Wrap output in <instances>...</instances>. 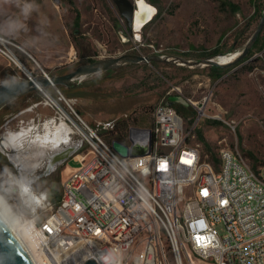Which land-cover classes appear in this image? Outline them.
Segmentation results:
<instances>
[{"label": "rangeland", "instance_id": "1", "mask_svg": "<svg viewBox=\"0 0 264 264\" xmlns=\"http://www.w3.org/2000/svg\"><path fill=\"white\" fill-rule=\"evenodd\" d=\"M146 1L156 13L146 25H136L133 34L114 0H34L38 8L24 21L26 30L4 37L19 46L14 50L32 75H43V70L52 75L126 53L192 60L230 56L246 46L264 13V0ZM18 11L9 8L12 15ZM237 56L216 59L225 64ZM245 57L248 59L243 60ZM245 57L224 67L226 71L218 78H212V65L124 64L83 78L76 93L65 94L74 100L71 106L61 101L71 118L81 123L78 115L99 133H105L102 136L107 140L111 134L105 122L128 115L132 125L151 127L156 105L167 101L184 111L180 114L185 119L188 145L198 147L201 154L217 156L223 148H231L252 166H260L264 164V28ZM21 79H27L25 72L0 55V85ZM74 82L78 84V80ZM44 90L60 99L54 86ZM32 92L0 110V140L13 132L27 131L21 148L0 147V168L28 162L24 157L28 142L37 133H45L46 124L59 115L44 92ZM55 125L50 128L52 131ZM69 136V143L58 148L49 144L32 163L35 168L31 165L22 169L32 178L34 191L46 192L49 198L62 193L67 165L46 174L43 158L65 145L75 149L72 157L83 151L81 137L75 132ZM15 154H22L21 161L13 159ZM68 164L75 167L79 162L71 158ZM7 198L26 229L29 225L23 221L33 218L40 222L50 212L47 205H31L17 188H12Z\"/></svg>", "mask_w": 264, "mask_h": 264}, {"label": "built area", "instance_id": "2", "mask_svg": "<svg viewBox=\"0 0 264 264\" xmlns=\"http://www.w3.org/2000/svg\"><path fill=\"white\" fill-rule=\"evenodd\" d=\"M14 47L0 37V55L17 65ZM54 87L60 101L39 90L57 109L62 101L71 106L74 100ZM77 117L79 165L66 166L58 201L33 189L46 195L48 215L21 219L43 263L103 264L111 251L119 264H264V164L255 168L231 148L218 162L203 158L167 101L156 105L151 127H130L128 146L152 135L150 153L139 156L123 157ZM117 120L105 122L107 129Z\"/></svg>", "mask_w": 264, "mask_h": 264}, {"label": "water", "instance_id": "3", "mask_svg": "<svg viewBox=\"0 0 264 264\" xmlns=\"http://www.w3.org/2000/svg\"><path fill=\"white\" fill-rule=\"evenodd\" d=\"M121 16L126 20V26L131 34L135 33V12L137 7V0H114ZM264 28V13L260 24L252 37L247 42L246 46L239 53L237 58L229 63L222 64L216 60L217 55L204 58L202 60H192L180 56L163 55V54H148L143 55L139 53H126L120 56L108 57L92 62L80 64L74 70L67 73L52 74V75H37L34 76L31 72H26L27 79L11 81L9 83L0 85V110L8 103L14 101L18 97L28 94L35 89H47L49 86L72 87L76 84L74 81L78 80V84L82 79L88 75L107 71L117 68L124 64L140 63V62H164L170 64H177L182 66L196 67L202 65H217L226 67L232 63L239 61L241 58L249 54L251 48L255 44L259 35ZM171 104V103H170ZM113 148L123 157H133L148 154L152 148V135L144 138H137L133 141L132 146L126 143L113 140ZM71 148L68 152H71ZM61 152L58 156H60ZM0 264H34L27 251L22 246L21 242L12 232L10 227H0ZM84 264H98L93 258L87 260Z\"/></svg>", "mask_w": 264, "mask_h": 264}, {"label": "bare ground", "instance_id": "4", "mask_svg": "<svg viewBox=\"0 0 264 264\" xmlns=\"http://www.w3.org/2000/svg\"><path fill=\"white\" fill-rule=\"evenodd\" d=\"M156 13L155 8L146 0H137V7L135 12V25H146L150 22ZM239 53L233 52L230 56H237ZM229 55H218V57L230 58ZM217 60V59H216ZM25 73L29 72L28 68L22 64V62H18L17 64ZM59 115H56L52 120H50L47 124V131L43 134L37 133L34 135L32 139L27 144V150L25 157V167L29 169V166L32 165L37 159L42 156V152L44 149L49 147V144L54 145L58 148L59 145L64 143H69L70 136L69 134L72 132L77 133L75 127V121L69 116L68 112L64 109L62 105L58 103V112ZM57 126L54 131L50 129L52 125ZM26 130L17 133H10L9 136H5L0 140V147L7 148L10 145H16L17 148L21 146V142L23 137L26 135ZM70 147V146H69ZM21 148V147H20ZM72 149V147H71ZM22 150V149H21ZM58 150V149H57ZM22 154H15L13 159L17 162V160L21 161ZM12 158V157H11ZM18 164V163H17ZM15 213V211H14ZM12 223L9 225L12 232L21 242L24 249L27 251L28 255L32 259L34 264H45L43 263V254L40 250V247L37 246L36 240L33 238L30 227L28 229L24 225L20 223V217L17 213H15L14 217L11 218ZM27 224V223H24Z\"/></svg>", "mask_w": 264, "mask_h": 264}, {"label": "clouds", "instance_id": "5", "mask_svg": "<svg viewBox=\"0 0 264 264\" xmlns=\"http://www.w3.org/2000/svg\"><path fill=\"white\" fill-rule=\"evenodd\" d=\"M7 6V7H5ZM10 7H15L19 11L16 15L9 12ZM38 6L34 0H0V37L16 36L21 31L26 30L24 23L31 14L36 11ZM21 17L23 19H21ZM35 168V165H32ZM22 169H27L25 164H14L11 167L5 166L0 168V227H9L13 222L12 217L15 213L11 207V202L7 198V193L12 188H17L19 193L36 208L43 206V201L46 199L44 193L36 194L32 188V178L24 174ZM103 264H119L109 251L102 257Z\"/></svg>", "mask_w": 264, "mask_h": 264}, {"label": "trees", "instance_id": "6", "mask_svg": "<svg viewBox=\"0 0 264 264\" xmlns=\"http://www.w3.org/2000/svg\"><path fill=\"white\" fill-rule=\"evenodd\" d=\"M258 40V39H257ZM256 40V42H257ZM248 59V57H245L243 60ZM91 61V60H90ZM153 65H160V62H152ZM212 78H218L224 74L226 69L222 66H217V65H212L209 67ZM82 84H74L72 87H65V86H60L61 91L64 94H74L77 92V89L81 88ZM34 92L28 94L32 95ZM42 96V94H39ZM171 105H176V104H171ZM176 109L178 110L179 113L184 114V111L181 109L179 105H176ZM132 124L129 122V116L127 115L126 117L119 118L115 124V126L111 129H109V133L111 134L110 137L108 138V142L112 144L113 140H119L122 142H129V132H130V127ZM108 133V132H107ZM105 134V133H104ZM103 133L102 135L105 136ZM208 155V160L213 161V162H218V156L216 154H206ZM206 155L202 154V157L205 158ZM253 167H258L256 164L253 165ZM60 198V193H56L54 196H51V199H53L55 202L58 201Z\"/></svg>", "mask_w": 264, "mask_h": 264}, {"label": "flooded vegetation", "instance_id": "7", "mask_svg": "<svg viewBox=\"0 0 264 264\" xmlns=\"http://www.w3.org/2000/svg\"><path fill=\"white\" fill-rule=\"evenodd\" d=\"M70 147L65 145L64 147L60 148L59 150H54L49 152L43 160L44 165H46V170L44 173H50L52 171H56L62 168V166H66L70 159L72 158L71 152H68ZM61 152H63L60 156H58ZM42 160V161H43ZM62 170V169H61Z\"/></svg>", "mask_w": 264, "mask_h": 264}, {"label": "crops", "instance_id": "8", "mask_svg": "<svg viewBox=\"0 0 264 264\" xmlns=\"http://www.w3.org/2000/svg\"><path fill=\"white\" fill-rule=\"evenodd\" d=\"M62 35H63V34H62ZM36 50H37V49H36ZM39 51H41V50L39 49ZM2 57H3V56H2ZM74 150H75V149H74V148H72V150H71V151H74ZM74 156H75V155H74ZM74 156H73V157H74ZM73 157H72V158H73ZM73 159H74V158H73ZM67 167H68V169H70V167H72V166H70L69 164H67ZM53 196H54V195H53Z\"/></svg>", "mask_w": 264, "mask_h": 264}]
</instances>
